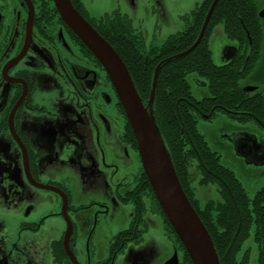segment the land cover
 <instances>
[{
    "label": "flooded vegetation",
    "instance_id": "1",
    "mask_svg": "<svg viewBox=\"0 0 264 264\" xmlns=\"http://www.w3.org/2000/svg\"><path fill=\"white\" fill-rule=\"evenodd\" d=\"M81 1L86 15L90 16ZM251 1V13L240 15L234 22L239 26L238 34L228 35L220 23L211 29L206 45L213 64L230 67L243 97L262 100L264 109V0ZM54 7L53 0H0V215L10 216L17 208L27 218L35 209L34 193L29 187L47 190L60 202V210L47 216H62L65 220L62 236L49 244L52 261L55 264H119L117 258L127 245L143 240L152 222L150 215L159 217L163 230L164 220L158 210L152 209L149 191L139 186L144 170L138 147L136 140L133 144L128 135L129 123L107 72L96 56L70 34ZM245 11H249V7ZM85 13L82 12V16L92 24ZM186 14H180L182 21ZM184 25L183 21L181 31ZM212 38L217 40L212 43ZM198 77H195L196 82L207 89L202 98L208 97V79L202 75ZM45 85L50 91L44 92ZM111 106L115 116L107 112ZM79 111L87 117H95L94 130L99 133V123L106 135H113L111 122L116 114L123 115V129L114 148L128 156V147L132 146L140 160L131 181L120 182L115 188L117 200L131 204L130 223L108 236V255L91 263L87 260L84 232L90 238L92 228H87L96 225L98 219L90 215V205L80 202V189L72 183L66 186L56 180L58 173L65 175L59 179L79 180L75 138ZM246 113L254 114L255 111L235 109L234 116ZM237 121L243 125L254 122L264 129V123L258 119ZM237 134L236 149L247 159L264 163V141L252 134ZM45 219L46 216H42L30 222L21 221V230L36 232ZM0 225L3 236L5 226L2 221ZM164 235L169 240L166 230ZM33 243L27 248L33 249L36 242ZM88 244L91 252L90 242ZM175 251L178 264H182L181 256L179 258L182 252L173 245V254ZM9 252L0 238V264H19L24 247H17L14 256ZM169 258L164 264H169Z\"/></svg>",
    "mask_w": 264,
    "mask_h": 264
},
{
    "label": "trees",
    "instance_id": "2",
    "mask_svg": "<svg viewBox=\"0 0 264 264\" xmlns=\"http://www.w3.org/2000/svg\"><path fill=\"white\" fill-rule=\"evenodd\" d=\"M71 2L80 14L85 13L81 0ZM211 2H198L183 18L184 29L167 35L159 45H146L141 31L134 28L132 19L118 9L98 17L85 15L95 30L117 51L145 105L148 103L154 69L162 61L158 68L152 106L155 122L171 156L180 185L213 240L220 264H248L249 249L242 251V245L251 236V231L258 248L257 264H264V185L252 197L247 195L244 184L229 166L221 162L220 154L209 147L197 129V117L206 115V119H210L217 111L241 122L258 119L264 123L262 100L243 97L231 68L214 65L209 46L206 45L211 29L220 23L228 35L238 34L240 29L234 22L240 15L251 13L253 1L218 0L200 42L189 53L173 57L189 49L196 41ZM247 7L249 11H245ZM66 28L91 55L94 54L74 31L68 26ZM190 73L208 79V97L197 99L193 95L187 78ZM248 108L255 113L234 116L235 109ZM128 131L134 144L130 125ZM192 163H195V167L191 170ZM142 176L144 179L139 186L143 185L149 191L152 209L161 214L168 238L182 252V264H193L160 208L144 171ZM195 180L200 186L216 185L220 198L207 199L200 205L199 198L195 196Z\"/></svg>",
    "mask_w": 264,
    "mask_h": 264
},
{
    "label": "rangeland",
    "instance_id": "3",
    "mask_svg": "<svg viewBox=\"0 0 264 264\" xmlns=\"http://www.w3.org/2000/svg\"><path fill=\"white\" fill-rule=\"evenodd\" d=\"M201 0H83L85 7L89 10L90 16L98 17L104 12H110L119 8L133 20L134 28L144 34L147 45H157L162 43L167 35L175 33L183 28L181 15L188 13ZM221 30V26H219ZM211 34V33H210ZM212 38V43H214ZM217 62V59H215ZM195 73H190L191 90L197 99H201L207 93L204 86L199 85ZM201 79V78H200ZM62 89V88H61ZM44 92H48L45 85ZM66 102V101H65ZM74 104V102H72ZM114 107H110L107 112L114 115ZM115 116V115H114ZM95 117H87L79 111L76 116L75 138L78 148V170L79 180H62L65 175L58 173L56 180L66 186L71 183L81 191V203L90 205V215L97 217L96 225H92L91 236L85 234L87 260L91 262L101 261L107 254L108 236L112 232H117L130 223L129 213L131 204L120 203L116 197V185L120 182L131 181L132 174L139 169L140 160L135 149L128 147V156L114 148L123 129V115L116 114L111 125L113 135L105 134L103 127H99V133L94 130ZM197 129L204 136L206 142L212 150H216L221 156V162L229 166L237 178L244 184L247 195L254 193L264 185V163L260 160H249L236 151V135L244 132L254 135L258 140L264 141V129L249 122L243 125L237 120H233L217 111L211 119L197 117ZM109 137V139L107 138ZM195 163L191 164V170ZM45 180V177L42 178ZM195 196L199 198L200 205L207 199H219L217 186L207 184L200 186L196 180ZM33 194L34 211L24 218L21 210L15 208L10 216L0 215V223L5 226L2 244L14 256L17 247H24V255L19 264H55L52 261L49 244L52 239L62 236L65 229V220L61 216H47L50 212H58L60 202L47 190L29 187ZM77 201H73L76 203ZM99 203V204H97ZM103 204V205H100ZM46 216L44 223L38 227L36 232L21 230V221L27 222ZM108 216V217H107ZM152 220L143 240L139 244H128L117 258L119 264H164L166 259L173 254V241L164 235L162 221L154 214L150 215ZM0 225V229H1ZM33 249L27 245L34 244ZM92 251H88L89 243ZM249 249L248 264H257V249L254 237L246 239L242 245V251ZM29 251V252H28ZM241 251V252H242ZM181 254H179L180 258ZM240 256V255H239Z\"/></svg>",
    "mask_w": 264,
    "mask_h": 264
},
{
    "label": "water",
    "instance_id": "4",
    "mask_svg": "<svg viewBox=\"0 0 264 264\" xmlns=\"http://www.w3.org/2000/svg\"><path fill=\"white\" fill-rule=\"evenodd\" d=\"M217 1L212 0L196 41L189 46V49L173 57L189 53L200 42ZM53 2L68 28L74 31L88 49L94 53L105 72H107L110 83H112L120 104H122L127 122L135 136L141 165L150 187L160 208L169 220L173 230H175L179 240H181L185 251L188 252L191 261L193 264H220L213 240L180 185L171 156L155 122L152 106L157 85L158 68L162 61L154 69L150 95L147 100L148 103L145 105L135 89L125 63L111 44L75 9L71 0H53ZM168 59L165 61H168ZM236 151L244 156L243 152L238 149ZM32 184L37 187H46L38 183ZM196 225L201 229V233L197 231ZM167 263H179L176 251L167 260Z\"/></svg>",
    "mask_w": 264,
    "mask_h": 264
},
{
    "label": "bare ground",
    "instance_id": "5",
    "mask_svg": "<svg viewBox=\"0 0 264 264\" xmlns=\"http://www.w3.org/2000/svg\"><path fill=\"white\" fill-rule=\"evenodd\" d=\"M196 229L199 233H201V229H199L198 225H196Z\"/></svg>",
    "mask_w": 264,
    "mask_h": 264
}]
</instances>
